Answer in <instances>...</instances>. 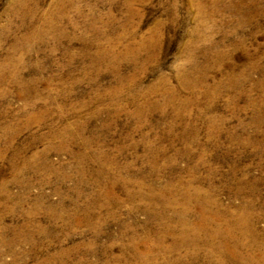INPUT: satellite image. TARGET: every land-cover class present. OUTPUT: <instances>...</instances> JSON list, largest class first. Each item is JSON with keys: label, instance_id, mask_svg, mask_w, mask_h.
<instances>
[{"label": "rangeland", "instance_id": "obj_1", "mask_svg": "<svg viewBox=\"0 0 264 264\" xmlns=\"http://www.w3.org/2000/svg\"><path fill=\"white\" fill-rule=\"evenodd\" d=\"M263 81L264 0H0V264H264Z\"/></svg>", "mask_w": 264, "mask_h": 264}, {"label": "bare ground", "instance_id": "obj_2", "mask_svg": "<svg viewBox=\"0 0 264 264\" xmlns=\"http://www.w3.org/2000/svg\"><path fill=\"white\" fill-rule=\"evenodd\" d=\"M239 78V77H238ZM247 78V77H246ZM240 79V78H239ZM233 82H235L234 83V86H235V84H236V81L234 80ZM238 82V81H237ZM264 84V81H263V83H255V86H258V85H263ZM238 85V84H237ZM171 100V99H170ZM264 102V101H263ZM172 103V102H171ZM35 121V120H34ZM259 121H262V119H258L256 122H254L255 124L256 123H258ZM33 122V121H32ZM262 123V122H261ZM74 136H78L79 137V134L78 135H76V133L74 134ZM74 136H72V137H74ZM71 137V138H72ZM76 139V138H75ZM70 140V139H69ZM86 144V143H85ZM98 154V153H97ZM86 155H87V153H86ZM78 156V155H77ZM88 156V159H90V160H92V161H94L95 163H96V165H97V160L99 159V157H101V156H98V155H91V154H89V155H87ZM86 156V157H87ZM84 157V156H83ZM101 159V158H100ZM107 159V158H106ZM105 159V160H106ZM102 161V160H101ZM108 161V160H107ZM97 167H98V169L100 170V173L102 174V170H103V166H99V165H97ZM110 179V178H109ZM112 185H113V183H112ZM112 191V190H111ZM182 192V191H181ZM104 194V193H103ZM137 194V193H136ZM105 195H106V193H105ZM109 195V194H108ZM104 196V195H103ZM110 197V196H109ZM141 198L143 197L142 195L140 196ZM137 198V197H136ZM184 200H185V198H184ZM183 201V200H182ZM208 202L209 201H205L204 202V204L201 206L200 205V209H201V212H200V214H199V216H198V222H200V223H202L205 227L206 226H209L210 224H211V220H210V218L208 219L205 215V212H203L204 210H206V207H207V205H210L211 204V202H210V204H208ZM182 203V202H181ZM185 203L187 204V203H190L189 201H185ZM188 207V206H187ZM249 207V206H248ZM51 208V207H50ZM246 208H247V206H245V208H241L242 210H241V212H239L237 215H236V217L234 218V222H233V224L232 225H234L235 226V228L236 229H238V230H236L237 231V233H238V236H240V237H238V238H234V237H236V235L235 234H232V231H231V225H229V223H230V221L228 220V219H226L225 220V223H224V225H225V230H222V229H220V227H218V228H216L215 227V229H213V230H207L206 231V238L207 239H209V240H211V241H215V239H220V238H224L226 241H228L229 243L230 242H232L233 243V245H232V250L230 251L231 252V254L232 255H234V256H237V251H238V249H242V248H247V247H249V249H250V247H254V246H256V244L254 243V237H255V234H254V229H252L250 226H248L247 227V224H248V222H249V218H247L246 217V213H247V211H246ZM208 209V208H207ZM212 210V209H211ZM207 213H208V211H207ZM221 213V212H220ZM90 214V213H89ZM205 214V215H204ZM248 214V213H247ZM177 215L180 217V227H182L183 228V231H185V230H188V229H191V230H193L194 232H193V242L195 243V242H197L198 240H200V234H199V232H200V228H199V226H191V227H188V225L185 223V220H184V218H185V216H187V208H186V206H180V209H179V211L177 212ZM176 215V216H177ZM57 217H59V216H57ZM57 217H55V218H57ZM173 217V216H172ZM219 218V217H218ZM217 218V219H218ZM221 218V217H220ZM223 221V220H222ZM76 222H77V220H76ZM219 222V221H218ZM201 224V225H202ZM178 227V226H177ZM185 227H187V229H184ZM174 228V227H173ZM207 228V227H206ZM234 228V227H233ZM176 230V229H175ZM174 230V231H175ZM226 231V232H225ZM2 232V231H1ZM163 232V231H162ZM179 232V231H178ZM188 232V231H187ZM39 234V233H38ZM176 236V235H175ZM181 237H184V239H183V243H185L186 242V238H185V232H184V235H182ZM242 237H245V238H250V244L248 245V246H246L244 243H242L241 241H240V238H242ZM159 239V238H158ZM16 240V239H15ZM5 241V240H4ZM192 241V240H191ZM204 241H206V240H204ZM207 242V241H206ZM228 242H227V245H228ZM248 242V241H247ZM2 243V242H1ZM7 243V242H6ZM175 243V242H174ZM192 243V242H191ZM214 243V242H213ZM176 244V243H175ZM187 244V243H186ZM197 244V243H196ZM178 246V245H177ZM180 246V245H179ZM174 247V246H173ZM207 247H208V245H207ZM229 247V246H228ZM228 247L226 246V245H221V246H219V249H220V251L221 252H223V253H226L227 251H228ZM0 248H2V247H0ZM176 248V246L174 247V249ZM208 249H210V250H216V249H218V247L217 248H215V247H212V246H210L209 245V247H208ZM170 250H172L171 248L169 249V251ZM227 250V251H226ZM212 252V251H211ZM248 252V251H247ZM145 254V253H144ZM145 257V256H144ZM143 257V258H144ZM135 259V258H134ZM222 259V258H221ZM246 259H248V261H251L252 262V257H248V258H246ZM254 260V259H253ZM240 262V261H239ZM255 262V261H254ZM148 263H149V261H148ZM168 263V262H167ZM219 263H221V261L219 262ZM224 263V262H223Z\"/></svg>", "mask_w": 264, "mask_h": 264}]
</instances>
